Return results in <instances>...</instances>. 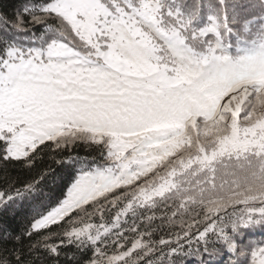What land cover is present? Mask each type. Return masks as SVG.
<instances>
[{"label":"snow or ice","instance_id":"obj_1","mask_svg":"<svg viewBox=\"0 0 264 264\" xmlns=\"http://www.w3.org/2000/svg\"><path fill=\"white\" fill-rule=\"evenodd\" d=\"M0 264H264V0L0 4Z\"/></svg>","mask_w":264,"mask_h":264},{"label":"trees","instance_id":"obj_2","mask_svg":"<svg viewBox=\"0 0 264 264\" xmlns=\"http://www.w3.org/2000/svg\"><path fill=\"white\" fill-rule=\"evenodd\" d=\"M0 4H3L4 10L7 11L10 6H14V0H0Z\"/></svg>","mask_w":264,"mask_h":264}]
</instances>
